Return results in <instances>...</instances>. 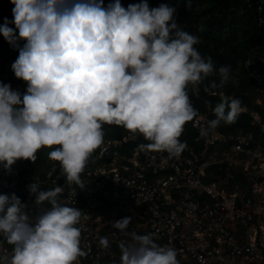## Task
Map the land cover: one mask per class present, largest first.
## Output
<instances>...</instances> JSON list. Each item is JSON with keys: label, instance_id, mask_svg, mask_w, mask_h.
I'll use <instances>...</instances> for the list:
<instances>
[{"label": "clouds", "instance_id": "clouds-1", "mask_svg": "<svg viewBox=\"0 0 264 264\" xmlns=\"http://www.w3.org/2000/svg\"><path fill=\"white\" fill-rule=\"evenodd\" d=\"M9 3L12 13L0 15L10 20L0 25V39L18 49L9 70L27 88L21 95L0 83V165L5 171L18 160L34 163L42 148L52 149L48 159L59 163L67 182L82 189L81 175L103 143L104 125L122 126L150 142L140 147L179 157L187 147L180 140L184 126L197 117L206 120L191 103L189 90L198 96L201 85L207 93L231 79L230 66L217 69L211 57L200 54L195 47L200 37L177 23L170 4ZM19 41L25 42L22 47ZM214 74L219 83L204 84ZM219 95L215 119L201 127V137L222 122L235 123L241 112L239 99ZM62 192L61 186L39 191L30 184L35 205H50L34 219L15 193L0 194V237L12 247L10 257L0 255V264H77L85 255L77 227L82 212L61 205ZM130 221L125 217L113 225L123 232ZM128 235L130 240L119 244L120 264H180L177 250L157 244L152 234ZM99 245L108 249V238H99Z\"/></svg>", "mask_w": 264, "mask_h": 264}, {"label": "built area", "instance_id": "built-area-1", "mask_svg": "<svg viewBox=\"0 0 264 264\" xmlns=\"http://www.w3.org/2000/svg\"><path fill=\"white\" fill-rule=\"evenodd\" d=\"M9 6V0H0V15L9 14ZM256 21L264 26V0L256 7ZM14 50L1 39L0 83L10 85ZM245 69L264 98V72L253 60ZM241 112L264 131L257 111L241 105ZM199 114L206 120L191 122L193 139L179 157L140 147L150 142L122 126L124 133L112 136L113 128L103 127V143L81 175L84 188L67 182L47 154L40 172L21 171L17 162L9 171L0 165V194L15 193L34 219L50 205H35L29 185L36 183L39 191L63 187L60 204L82 212L77 227L85 255L77 264H120L119 244L133 232L150 233L157 244L176 249L180 264H264V146L242 131L224 134L216 128L201 137L210 119L208 111ZM125 217L131 221L121 232L113 223ZM101 237L108 238V249L99 245ZM11 251L0 237V255L10 257Z\"/></svg>", "mask_w": 264, "mask_h": 264}, {"label": "trees", "instance_id": "trees-1", "mask_svg": "<svg viewBox=\"0 0 264 264\" xmlns=\"http://www.w3.org/2000/svg\"><path fill=\"white\" fill-rule=\"evenodd\" d=\"M262 0H147L150 7H157L162 3L170 4L176 8V21L182 28L200 37V43L195 47L203 57H211L213 64L218 69L220 66H230L231 79L223 88H211L209 92L201 91L195 95L189 90L191 103L198 113L208 111L209 119H215L212 109L221 102L220 92L241 101V105L249 110L257 111L264 119V98L255 90L254 78L246 72L245 62L253 60L258 71L264 72V26L256 21V7ZM114 0H103L106 7ZM141 0H120L122 6L127 8L129 4L140 3ZM12 5L9 10L12 13ZM4 18L0 16V25ZM10 21V20H9ZM10 27L13 25L10 23ZM203 27V31H199ZM2 36H0L1 38ZM1 42V39H0ZM22 47L24 41H19ZM15 54V55H14ZM19 51L12 53L17 59ZM10 84L13 90L23 95L27 84L15 78L9 71ZM211 81L219 83V77L212 75L204 84ZM191 122L184 126L180 137L181 141L191 142L194 136ZM251 115L248 112H240L235 123L225 125L223 122L218 129L224 134H236L239 131L251 133L253 137L264 146V131L259 125H252ZM111 127V135L123 133V129L116 125H104ZM52 149L42 148L36 156V161L18 160V168L21 171L40 172L46 168V156Z\"/></svg>", "mask_w": 264, "mask_h": 264}]
</instances>
